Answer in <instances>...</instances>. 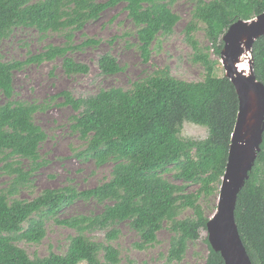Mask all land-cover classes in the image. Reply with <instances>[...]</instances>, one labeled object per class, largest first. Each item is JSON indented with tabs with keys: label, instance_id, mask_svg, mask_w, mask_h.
<instances>
[{
	"label": "trees",
	"instance_id": "16d2710c",
	"mask_svg": "<svg viewBox=\"0 0 264 264\" xmlns=\"http://www.w3.org/2000/svg\"><path fill=\"white\" fill-rule=\"evenodd\" d=\"M120 3L137 28V48L148 62L158 37L172 34L180 20L172 0H0V93L6 98L0 105V155L5 160L19 158L7 163L10 182L0 190V264H124L121 250L112 243L120 235L116 225L121 222H128L138 233L140 239L134 246L140 250L158 243V233L167 228L172 236L162 264H182L190 244L206 229L210 216L201 199H209L219 190L239 112L235 86L216 74L221 66L222 38L237 20L263 13L264 0H194L184 32L193 49L192 60L206 70L203 80L179 79L166 66L129 90L111 87L79 97L65 90L52 96L54 101L61 97V104L76 112L70 127L87 142L76 155L93 159L97 166L113 162L111 178L88 189L70 182L44 189L31 199L18 196L22 189L33 187L36 173L47 163L41 146L48 134L36 123L35 115L52 102L15 99V72L62 56L67 73H88L87 63L66 54L99 41L87 38L76 44L75 33ZM18 27L32 28L41 35L61 33L65 42L49 44L24 60L4 61L2 43ZM199 31L209 45L200 42ZM211 50L218 58H213ZM253 56L257 77L264 83V35L254 43ZM98 66L103 75L122 70L110 52L99 57ZM186 121L206 127L208 136L182 138L180 131ZM168 171H174L180 183L167 179ZM194 185L197 189L189 191ZM78 200H94L103 209L59 219ZM187 210L192 214L183 216ZM235 218L253 264H264V140L238 196ZM51 219L76 234L65 253L51 251L31 257L18 243L43 242ZM98 231H105V241L91 236ZM204 240L209 249L204 264H225L208 238Z\"/></svg>",
	"mask_w": 264,
	"mask_h": 264
},
{
	"label": "rangeland",
	"instance_id": "374dc122",
	"mask_svg": "<svg viewBox=\"0 0 264 264\" xmlns=\"http://www.w3.org/2000/svg\"><path fill=\"white\" fill-rule=\"evenodd\" d=\"M106 1V0H102ZM172 9L180 15L172 34L160 35L153 45V54L150 61H144L138 45L137 28L128 17L124 4L105 10L97 20L88 22L82 31L76 32L74 43L80 44L87 38L96 39L95 45L85 46L76 51L67 52L76 61L87 63L90 70L86 74H69L64 69L63 59L59 56L53 60H43L18 70L14 75L15 99L29 102L51 101L52 106L35 115V121L48 134L47 140L41 146L43 159L47 162L36 173L33 187L22 189L18 196L31 199L47 188H58L70 182L79 189L95 187L111 178L113 162L97 166L93 159H85L76 153L86 148L87 142L72 132L70 127L72 117L76 112L67 105H62L63 99H51L65 90L75 96L95 94L101 89L118 87L129 90L135 82L154 75L156 71L168 66L171 73L182 80H203L206 70L202 64L192 60L193 49L185 40L184 29L191 18L194 0H172ZM197 37L201 43L209 45L204 32L199 31ZM65 42L63 34L51 32L41 35L32 28L18 27L12 35L2 43V59L24 60L30 54L44 51L49 44L61 45ZM110 52L115 55L122 70L113 75H103L98 66L99 57ZM213 58H218L211 50ZM218 76L225 74L223 65L216 69ZM6 98L0 93V105ZM54 103V104H53ZM180 136L185 139L202 140L208 136V129L193 122H184ZM19 158L12 157L5 160L0 155V190L10 182V171L7 163H16ZM174 171L165 173V177L172 182L180 183L174 177ZM220 188V185H219ZM197 186H190L194 191ZM219 190L209 199H201L206 212L211 216L218 205ZM103 209V205L94 200H78L59 214V219L72 217L78 214H95ZM192 214L185 211L183 216ZM120 230L119 237L112 243L121 250L124 264H162L164 255L168 252L171 243V232L163 228L158 233V243L145 250L134 246L139 241L138 233L128 222L116 225ZM76 231L59 224L55 219L47 221V235L39 244L22 241L19 244L31 257L46 256L51 251L59 254L66 252L70 239ZM91 236L95 240L105 241V231H98ZM206 231L202 230L201 238L190 244L189 250L182 264H204L208 255V245L204 238ZM87 264V263H82Z\"/></svg>",
	"mask_w": 264,
	"mask_h": 264
},
{
	"label": "water",
	"instance_id": "95a60500",
	"mask_svg": "<svg viewBox=\"0 0 264 264\" xmlns=\"http://www.w3.org/2000/svg\"><path fill=\"white\" fill-rule=\"evenodd\" d=\"M264 35V12L234 22L223 35L221 64L239 98L225 173L206 237L225 264H253L235 218L238 196L250 177L264 140V83L255 72L253 45Z\"/></svg>",
	"mask_w": 264,
	"mask_h": 264
}]
</instances>
